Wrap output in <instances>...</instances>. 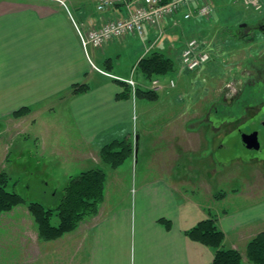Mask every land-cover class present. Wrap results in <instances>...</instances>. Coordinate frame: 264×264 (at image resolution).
I'll return each instance as SVG.
<instances>
[{
  "label": "crops",
  "instance_id": "crops-1",
  "mask_svg": "<svg viewBox=\"0 0 264 264\" xmlns=\"http://www.w3.org/2000/svg\"><path fill=\"white\" fill-rule=\"evenodd\" d=\"M93 1L0 0V139L11 135L17 143L30 127H36L39 120L44 121L47 130L54 121L66 139L58 138L55 144L47 147L44 143L47 134L35 136L37 144L39 139L43 141V156L61 157L69 152L83 172L92 165H99L97 157L105 145L137 135L135 160L129 159L123 167L129 180L120 179L119 168L106 167L105 196L98 214L72 232L54 241L40 239L35 219L27 206H23L21 245H18L21 261L15 264H212L214 250L186 236V231L200 221L215 218L211 209L202 213L195 205L197 202L189 190L193 189L191 192L195 197L199 193L191 177H179L174 168H162L160 163L154 166H140L139 163L140 156L149 160L152 154L148 150L153 148L154 141L167 138V135H158L156 139L152 133L155 127L151 125L158 121L167 124L178 114L183 117L186 114L184 100L181 94L164 93L163 86L157 90L159 99L155 102L117 98L124 92V86L97 71L93 65L105 73L129 77L148 48L144 54L134 57L132 68L128 69L120 64L122 54L116 49L127 39L114 41L98 50L89 48L88 57L76 24L87 31L100 27L109 18L124 17L127 13L125 6L99 13L89 5ZM135 1L139 0H132ZM184 21L183 15H178L162 29L164 33L173 32L180 26L184 28ZM146 38L150 43L156 41L157 31L148 28ZM134 78L141 84L146 82L143 74L135 73ZM75 84H86L90 90L72 95ZM160 92L166 100L161 101ZM159 103L165 109H172L169 117L159 118L146 113L149 107L155 109ZM22 108L30 111L15 117L14 113ZM192 125H198L197 119L188 122L184 134L188 143L203 137L199 127L195 129L197 126ZM219 147L222 149L224 145ZM203 150L189 147L184 158L198 160V165L202 161L204 164ZM194 164L187 163L185 167L202 173V167ZM71 176L66 174L67 179ZM43 179L47 187L49 178ZM192 206H196L194 211ZM197 210L201 217L196 216ZM6 214L15 216L12 212ZM161 219L171 222L170 229L159 222ZM216 219L225 233L224 245L237 250L242 249L238 240H245L247 244L262 231L259 224L264 222V217L248 214L226 213L225 217ZM258 227L260 229H256ZM6 228L8 232L3 239L6 243H0V252L8 251L9 247L15 250L12 240L17 233L9 226ZM254 229L256 231L252 232ZM230 234L235 235V241H230ZM0 264H7L2 256Z\"/></svg>",
  "mask_w": 264,
  "mask_h": 264
},
{
  "label": "rangeland",
  "instance_id": "rangeland-1",
  "mask_svg": "<svg viewBox=\"0 0 264 264\" xmlns=\"http://www.w3.org/2000/svg\"><path fill=\"white\" fill-rule=\"evenodd\" d=\"M261 1L263 7L257 10L246 3V0H212L214 9L212 16L204 17L203 20L193 18L184 21L183 26L186 31L179 25L180 27L175 28L173 32L164 33L153 47L148 38L142 40L139 37L127 38V42L123 45L116 46L118 53L122 54L119 61L124 69L132 68L134 57L144 54L147 48L151 52L164 50L165 54L175 62V71L172 74L158 78L160 85L164 87V93L169 91L170 95L174 96L181 94L186 114L183 117L176 115L167 124L158 121L151 125L155 127L152 133L156 139L158 135L159 137L167 135V138L163 141H154L153 148L148 150L152 154L149 160L145 161L140 156L139 163L140 166H154L160 163L162 168L168 170L174 168L179 177H191L192 183L198 187L197 194L199 193L195 197L191 192L193 189L189 190L192 199L198 203L195 205L202 213L203 210L208 213L211 209L212 216L219 219L225 217L226 213L248 214L256 218L264 217V127L257 124L249 127L252 118L258 120L263 115H253V112L256 114L264 109L262 103L264 101V0ZM89 5L96 9L95 0L89 2ZM196 23H198L197 26H195ZM192 39L198 40L210 57L209 62L195 72H189L181 65L182 49ZM136 73L142 74L140 70ZM172 80L176 83L175 88L170 87ZM149 85L150 82H148ZM160 93L161 101L166 100L164 93ZM142 100L138 98L137 102ZM167 110L159 103L155 109L149 107L146 113L154 117L165 118L170 116L169 112L172 109H169L166 114ZM214 110L217 111V117ZM241 118H245L246 120L242 121L247 122L240 123L238 126ZM194 119H197L198 125L191 127L197 126L195 129L199 127L203 137L196 141L190 140L191 143H188V140H184V134L188 129V122ZM202 119L204 123L201 122ZM50 124L47 130L44 121L39 120L36 127H30V131L24 136L25 139L22 138L17 143L11 135L1 137L0 172L6 171L10 174L13 181L9 190L18 192L27 204L41 202L47 208L56 209L68 182L66 174L75 177L81 171L77 161L69 156V152L63 153L61 157L49 154L43 156L45 152L43 141L39 139L37 144L35 136L41 137L42 134H47L48 138L44 141L47 147L55 144L58 138L63 141L66 139L65 134L60 131L54 121ZM237 127L245 132L248 129L253 130L259 127L262 151L255 152L245 149ZM216 133L220 135L217 138ZM136 139L137 135L130 139L134 149V154L130 159H134L136 155ZM219 145H224V147L221 149ZM189 147L204 148L201 153L205 159L204 164L202 161V165H198V160L192 158L188 161L184 158V152ZM97 162L99 165L103 164L99 155ZM126 163L128 160L119 167L120 172H118L121 175L120 179L124 181L129 180L123 168ZM187 163H196L194 166L202 167V173L187 169L185 167ZM43 177L49 178L47 187L42 181ZM13 183H16L14 189ZM220 192L226 193V197L223 200H216ZM23 206L20 205L10 211L15 216L0 214V243L8 232L7 226L17 233L12 240V242L15 241V250L9 247L8 251L0 252L4 263L6 261L7 264L21 261L18 245H21ZM195 207L192 206V211ZM197 211L196 216L201 217V213ZM58 223V218L54 216L52 224L57 226ZM259 226L263 228L261 229L263 231L264 222ZM229 239L235 241V235L230 234ZM5 243L3 241L2 244ZM248 243L246 244L245 240H238L239 246L242 247L241 252H245Z\"/></svg>",
  "mask_w": 264,
  "mask_h": 264
},
{
  "label": "trees",
  "instance_id": "trees-1",
  "mask_svg": "<svg viewBox=\"0 0 264 264\" xmlns=\"http://www.w3.org/2000/svg\"><path fill=\"white\" fill-rule=\"evenodd\" d=\"M138 69L145 80L151 82L155 78L172 74L175 71V62L164 52L155 50L139 61ZM120 84L124 86V92L117 98L131 99L130 87L124 83ZM89 90L90 87L86 84H75L72 87V95L83 94ZM136 97L155 102L159 99V94L156 91L138 88ZM28 111H30L29 108H22L15 112L14 116L21 117ZM133 154V143L128 138L114 140L105 145L99 153L103 164L85 170L78 176L69 177L56 209L47 208L41 202L27 204L18 192L9 190L13 181L10 174L6 171L0 172V214L10 212L20 205H27L28 211L38 226L40 239L44 241L57 240L75 230L88 218L98 214L105 196L106 167L117 169L132 158ZM12 185L14 189L16 183ZM225 197L226 193L220 192L217 194L216 200H223ZM54 216L59 220L57 226L52 224ZM159 222L170 229V221L161 219ZM186 236L192 241L214 250L212 264H264V230L248 243L245 252L227 248L224 245L225 233L219 228L216 218L200 221L186 231Z\"/></svg>",
  "mask_w": 264,
  "mask_h": 264
},
{
  "label": "built area",
  "instance_id": "built-area-1",
  "mask_svg": "<svg viewBox=\"0 0 264 264\" xmlns=\"http://www.w3.org/2000/svg\"><path fill=\"white\" fill-rule=\"evenodd\" d=\"M257 9L260 8L258 0H248ZM127 3V0H99L97 10L99 12L108 11L115 6ZM201 3L199 15L206 17L212 13L210 0H142L133 9L130 7L127 17L107 20L100 28H92L87 32L78 28V34L85 50L88 47L97 49L116 39H123L128 35L143 36L147 27L159 29L168 19L177 15L181 9L188 8L193 4ZM186 19L191 18V13L185 14ZM210 57L200 49V44L196 39L188 42L183 50L181 62L189 71H194L204 66ZM136 90V82L133 79H121ZM157 85V82H154Z\"/></svg>",
  "mask_w": 264,
  "mask_h": 264
},
{
  "label": "flooded vegetation",
  "instance_id": "flooded-vegetation-1",
  "mask_svg": "<svg viewBox=\"0 0 264 264\" xmlns=\"http://www.w3.org/2000/svg\"><path fill=\"white\" fill-rule=\"evenodd\" d=\"M263 104H264V101L262 102ZM259 105V104H258ZM257 106V105H256ZM256 106H254V107H256ZM253 107V108H254ZM263 107H264V105H263ZM214 112H215V116L217 117V114H216V112L217 111H215L214 110ZM252 112H253V110H252ZM261 114H263L262 115V117H261V119H258V120H255L254 118H252V121H251V124L249 125V127L251 128L253 125H259V126H261V127H264V109H263V111H260V112H258V113H256L255 114V112H253V115H261ZM252 116V115H251ZM210 117H212V116H210ZM204 119V118H203ZM202 119V121L201 122H203L204 123V120ZM242 120H246L245 118H241L240 119V121H239V123H238V126H239V124L241 123H244L245 121H242ZM236 121H238V119H236ZM247 122V121H246ZM245 122V123H246ZM206 127V126H205ZM238 128V132H239V137H241V135L243 134V133H247V134H253V133H256L258 136H259V134H261V129L259 128V127H257V128H254L253 130H249L248 129V131L247 132H245L243 129H240L239 127H237ZM215 132H217V128H215ZM218 134V133H217ZM218 136H220L219 134H218ZM241 140V139H240ZM242 141V140H241ZM259 141H260V137H259ZM242 143V142H241ZM260 144H261V149L259 150V151H255V150H251V151H255V152H260V151H262V141L260 142ZM242 145H243V143H242ZM244 147V146H243ZM248 151H250V150H248Z\"/></svg>",
  "mask_w": 264,
  "mask_h": 264
},
{
  "label": "water",
  "instance_id": "water-1",
  "mask_svg": "<svg viewBox=\"0 0 264 264\" xmlns=\"http://www.w3.org/2000/svg\"><path fill=\"white\" fill-rule=\"evenodd\" d=\"M242 142H243V145L248 150L259 151L260 148H261L259 137H258V135L256 133H253V134H242Z\"/></svg>",
  "mask_w": 264,
  "mask_h": 264
}]
</instances>
